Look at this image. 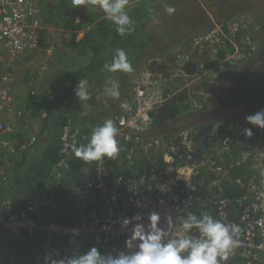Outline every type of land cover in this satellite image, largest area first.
I'll return each mask as SVG.
<instances>
[{
    "label": "built area",
    "instance_id": "obj_1",
    "mask_svg": "<svg viewBox=\"0 0 264 264\" xmlns=\"http://www.w3.org/2000/svg\"><path fill=\"white\" fill-rule=\"evenodd\" d=\"M38 1L0 0V231H4L11 239L41 233V247L46 254L37 256V260L43 256V264H48V258L58 260L78 254L82 238L87 236H91L94 244L101 249H107L114 243L117 250L127 251L125 241L130 237L131 228L136 222L133 221L132 225L124 228V219L140 215L144 218L143 223L147 225L150 214L156 212L161 216L160 227L167 230V218L171 217L173 231H179L181 220L189 214H194L192 206L201 202V189L207 187L206 190L221 192L224 182L230 180L231 171L245 164L252 171V177L246 185L240 178L236 179L237 183L244 186L241 194L236 196V202L244 206L241 217L238 221L232 220L226 209V198L219 197L214 201V218L226 224H236L241 229L238 237L240 246L229 253L228 260L243 250L242 264L264 262V181H261L262 186L256 182V178H264V130L252 131L253 135L248 136L245 141L244 153L234 156L231 153L233 146L231 147L232 141L229 137H225L219 145L212 144L216 142L208 139L210 143L201 148L200 144L195 142L190 129H179L167 141L161 153L164 165L159 167L155 164L149 173L140 177L120 176L119 181L126 186L124 190L119 187L108 188L106 177L111 158L105 157L97 162L92 173H88L85 185L75 191L72 197H68L65 203L55 202L48 192H44L26 208L16 211L12 209V193L9 188L13 180L12 170L15 167L16 155L18 151L30 148L37 139L35 132L31 131L20 143L13 140L14 131L17 130L13 118L21 120L30 115L15 104V78L12 67L24 55H38L44 50L43 38L39 36L44 27L43 10ZM257 28L254 17L246 14L237 19L216 23L189 43L192 51L186 55V62L191 60V55L195 53L199 61L201 58L202 61L192 73H187L182 68L186 64L184 63L180 67L181 72L185 76L195 77L202 72L216 74L215 71H226L241 64L249 52L256 49L253 32ZM59 33H62L64 38L69 37L67 32ZM240 33L243 34V40L237 38ZM50 45L51 47H47L48 56L53 54L55 47L63 45L61 36H53ZM46 66L45 58L40 68ZM136 93L141 96L144 91L136 89ZM209 94L214 100H219L216 94ZM166 99L167 97H163L161 101H154V109ZM219 107H222V102ZM153 111L149 113V106L147 109L136 105L135 100L126 104L120 118L121 127L117 140L120 149L124 144L128 145L125 156L127 162L141 149L150 153L152 147L160 146V141L154 137L144 142L139 133L150 125ZM73 123L71 118L61 129L62 155L59 164L53 169L57 180L67 175L66 166L72 157V146L77 135L73 130ZM181 148L186 149V154L190 151L202 154L197 153L194 158L190 155L184 157L180 153ZM230 156L233 159L227 162ZM127 162L125 161V165ZM206 174L212 176L207 186L204 183ZM151 184H156L157 194H154ZM97 192L104 195L105 204L101 205L99 210L87 212L88 205ZM73 229L77 231L74 233ZM62 241H65V247L59 245Z\"/></svg>",
    "mask_w": 264,
    "mask_h": 264
},
{
    "label": "trees",
    "instance_id": "obj_2",
    "mask_svg": "<svg viewBox=\"0 0 264 264\" xmlns=\"http://www.w3.org/2000/svg\"><path fill=\"white\" fill-rule=\"evenodd\" d=\"M136 1L138 0H129L127 7L128 14L134 21V30L121 36L116 31V25L106 15H102L99 12L98 5L92 6L85 0L84 4L86 7L84 8L81 5H74L73 0H39V4L43 10L44 21V27L39 36L43 39L58 24L68 26L72 30H79L81 28L85 29V24H87L86 20L90 17L92 21L97 19V16L100 17H98L99 19L87 29L86 33L78 41H75L76 32L73 31L72 33L74 38L72 40L74 41L75 47L87 52L86 56L88 58L86 61L76 65L74 70H71L69 73L68 80L66 82L64 81L63 84H48L50 89L49 95L43 97L37 96L39 99L32 95L28 96L26 110L32 117L28 121V124H31L35 119L37 123H33L36 126L38 124L37 127L39 128L38 132L35 131L37 139L31 147L23 151H18L16 155L15 167L12 170L13 194L11 195V206L13 210L16 211L26 208L30 203L38 200L44 192H48L49 196L55 202L60 204L65 203L68 197H72L75 191L85 185L88 179V173L94 171L98 161L84 162L72 153V157L66 166L69 179L61 177L60 180H57L53 174V169L59 164L62 155V142L60 139L62 127L72 118L74 122L73 130L77 132L75 140L77 146L79 144H86L89 141L92 130L101 125L106 119H112L119 129L121 127L120 118L126 109V106L121 107V105H126L129 102L131 79L135 69L141 64V60L146 55L149 53L151 55L155 54L158 52V47L167 45V41L173 39L172 27L175 21L174 17L170 18L171 23L167 24L162 31H157L150 27L149 22L153 19L158 9H164L166 6L175 4L179 0H155L151 4L149 1L148 3L142 1L132 6ZM238 4H240L238 6L240 7L243 4L242 0H239ZM225 9L230 12L229 6ZM229 12L227 19H237L245 14L229 16ZM177 13L178 16L183 14L182 11ZM231 13H233V10ZM246 15L253 16L256 23L257 21H264V16ZM258 23L257 26L259 28L261 22ZM189 25L190 23H187L186 20V26L189 27ZM179 32L180 29H177L176 33ZM52 37L53 34L50 33V41ZM242 37L243 34L240 33L237 38L238 40H243ZM117 49H123L126 52L127 59L133 69L132 72L117 71L115 73H109L104 70V65L112 62ZM253 53V51H250L246 60L251 59L254 55ZM246 60L243 61L245 62ZM201 61L202 58L199 61L196 53L192 54L191 60L186 62L182 68L187 73H192ZM45 68H42V71L39 70V73H42ZM108 77L119 82L120 97L118 99L103 95ZM80 79L87 80L89 85L90 98L84 102L79 101L75 94V89ZM251 95L248 104L255 105L254 101L259 102L257 100L258 95ZM165 97L167 99L163 104L151 113L153 118L150 125L144 131H139L144 142L154 137L160 141V146L152 147L150 153L149 151L147 153L143 152L141 149L139 152L133 154L132 160L127 162L125 156L128 151V145L124 144L118 156L110 159L108 163L106 184L109 189H116V187L125 189L126 186L118 179L120 176L122 178L140 177L145 173H149L155 164L159 167L164 165L161 153L167 141L178 131L170 132L167 131V128L171 125L172 121L177 120L181 116V108L188 107L187 104L185 105V100L188 99L189 95L187 94V89H178L176 91H167ZM240 103L245 102L242 100ZM181 105L182 107L180 108ZM232 113H234L232 109L225 110L223 115L210 118L208 117L209 115L206 117L196 116L197 113L194 112L191 115L185 116L183 122L187 124L183 128L191 130L195 142L200 144L201 148H204L206 144L208 145L210 143L208 139L216 142L212 144L219 145L220 141L225 139V137H229L232 141L231 147L233 146V150L231 151L232 155L240 156L246 150L245 141L248 139V136L245 134V129L250 128L252 131L264 129L254 126L248 121L234 119L232 118ZM186 118L188 121H185ZM31 131H33V124L28 129L29 133ZM28 132L24 133L23 130L20 131L18 129L14 131L13 140L15 143H20L23 139H26ZM84 135L85 138H83ZM180 153L184 157L190 155L193 158L195 155H198L197 153L202 154L201 152L194 151L186 154L187 151L184 148L180 149ZM232 159L230 156L227 162ZM125 161L127 162L126 165ZM251 172L247 165L242 164L231 171L230 180L224 182L221 192L218 190H206L207 187L201 189V202H198L191 208L194 214L200 216L203 213H208L216 217V205L214 201L222 197L227 200L228 206L226 209L231 216L230 218L238 221L242 215L244 206H240L236 202V196L241 194L244 186L237 183L236 179L240 178L246 185L252 177ZM211 180V174H206L204 178L206 186ZM261 181H264V178H256V182L262 186ZM151 185L154 194H157L156 184ZM103 199L104 195L97 192L89 203L87 212L93 209L99 210L98 208L105 204ZM82 240L79 254L86 253L93 246L97 247L102 254L117 250V246L111 243V241V245L107 249H101L98 245L94 244L91 236L83 237ZM42 242L41 233L33 236L27 234V236L22 238L11 239L4 231H0V264H43V256H45L46 252L41 247ZM59 245L65 247V241H62ZM241 251L243 250L237 252L233 259L227 260L224 264H242ZM40 255H43V259H40L41 261L37 260V256ZM259 264H264V262H260Z\"/></svg>",
    "mask_w": 264,
    "mask_h": 264
},
{
    "label": "rangeland",
    "instance_id": "obj_3",
    "mask_svg": "<svg viewBox=\"0 0 264 264\" xmlns=\"http://www.w3.org/2000/svg\"><path fill=\"white\" fill-rule=\"evenodd\" d=\"M86 1L93 6L90 0ZM142 1H146L147 3L149 1L151 4L155 0H138L134 2L132 6ZM238 1L239 0H179L175 4L166 6L174 8L175 11L171 15L166 12L165 7L164 9H158L153 19L150 20V27L157 31H162L167 24L171 23L170 18L174 17L175 21L173 22L172 27L173 39L168 40L167 45L158 47V52L155 54L151 55V53H149L141 60V64L137 66L131 79L132 83L130 87L129 101L135 100L136 105H142L147 107V109L149 106L150 113V111L155 110L154 107L156 104L154 101H161L167 91H174L178 88L187 89L189 97L185 100V105L187 104L188 107L185 108L182 107V105L180 106V108L182 107L181 116H179L177 120L171 122L167 131L172 132L183 129L185 124H187L183 122L186 115H191L200 109L204 110L219 107L222 101L220 99L214 100L209 94L212 93V91L217 95L216 91L220 87L231 86L237 88L247 85L252 87L255 79H258V77L261 76L262 78L264 77V35L262 32L258 34L261 35V45L258 47L257 40L253 57L232 69L222 72L215 71L216 74L212 72H202L195 77L185 76L180 70L181 65L186 63V55L192 51L189 43L192 42L194 37L210 29L216 23H221L227 19L229 10L225 8H228V6L230 12L233 10V13L230 14L229 12V16H238L242 13L256 16L259 15V17L264 16V0H242L243 4L240 7H238L240 5L238 4ZM81 6L84 8L86 7L85 4H82ZM98 10L102 15H105L100 7H98ZM180 11H182L183 14L178 16L177 12ZM186 20L187 23H190L189 27L186 26ZM258 22H261L259 25V28L261 27V29L258 30L264 31V22L257 21V24H259ZM61 26L64 27L63 25ZM177 29H180L179 33H176ZM54 30L57 29L53 28L50 32ZM86 31L87 30L84 28L75 30V39L81 38ZM49 34L50 33H48V35ZM48 35L43 39V53H47V47H51L49 40L50 35ZM59 36H61L63 40V45L53 49V54H56V58L52 59L51 56L48 58L47 66L42 73H39V71L36 70L38 65L40 67L43 59H45L44 57L39 56V54L38 56L34 55V57L33 55L29 57L25 55L23 56L26 57L25 60L21 57V59L14 63L12 69L15 80L17 81V84L21 83V86L18 88L22 87V92L20 93L18 91L20 93L19 98L25 94L35 97L39 90H41V97L49 95L48 93L50 92V89L48 84L57 83L56 81L62 82L64 80L66 82L68 80V72L71 71L72 67L82 62L84 63L88 58L86 56V51L75 48L73 40L69 41L70 38L74 39L71 37L73 35L64 38L62 33H60ZM57 49L60 50L57 51ZM22 60L24 61L22 62ZM25 61H27L28 67L26 65H21V63H24ZM39 70L42 71V68H39ZM40 75L44 79L41 84L44 82L45 84L40 85L41 87H39V89L38 82L39 80H43L39 77ZM20 76L23 78L21 79ZM35 77L36 81H33ZM136 89L142 90L144 93L139 96L136 93ZM251 96V94L247 95L243 99L245 103H238L236 106L233 105L228 108V110L232 109L234 112L231 114L232 118L247 121L246 117L264 110V103L260 101H254L255 105L248 104ZM217 97L219 98V95ZM37 98L39 99V97ZM198 105H200V107ZM26 113L28 114L29 112L26 110ZM13 119L17 125L16 128H18L19 123L24 122V120H27L28 118L26 116L25 118H21V120H18L19 118ZM24 123L26 124V131H28L29 127H27V125L31 126L32 124H28V121ZM34 123H37L36 120H34ZM34 126L35 125L33 124V127ZM161 130L163 131V129ZM68 177L69 175H66L64 178L69 179Z\"/></svg>",
    "mask_w": 264,
    "mask_h": 264
},
{
    "label": "clouds",
    "instance_id": "obj_4",
    "mask_svg": "<svg viewBox=\"0 0 264 264\" xmlns=\"http://www.w3.org/2000/svg\"><path fill=\"white\" fill-rule=\"evenodd\" d=\"M84 2L85 0H73L74 5H82ZM90 2L103 10L106 17L116 25L119 35L124 36L134 30V21L127 11L129 0H90ZM165 10L169 15L175 11L170 6ZM104 70L109 73L133 71L123 49L116 50L112 62L106 63ZM119 88V82L108 77L103 95L118 99ZM75 94L81 102L90 98L87 80L78 81ZM125 106V104L121 105V107ZM246 119L250 124L264 129V110ZM118 133L119 129L115 122L106 119L92 130L86 144L77 146V142H73V153L84 162L99 161L105 157L113 159L120 152ZM245 134L249 137L253 135L250 128L245 129ZM143 219L142 216L136 215L122 221L124 228L132 225L133 221L136 222L131 228L130 237L125 241L127 251L113 250L102 254L93 246L83 254L78 253L58 260L48 258V264H224L229 259V253L240 246L238 238L240 227L236 224H226L207 213L200 216L187 215L181 220L179 231H173L171 217L167 218L169 223L167 230L160 227L161 216L156 212L150 214L147 225L143 223ZM76 231L73 229L74 233Z\"/></svg>",
    "mask_w": 264,
    "mask_h": 264
},
{
    "label": "crops",
    "instance_id": "obj_5",
    "mask_svg": "<svg viewBox=\"0 0 264 264\" xmlns=\"http://www.w3.org/2000/svg\"><path fill=\"white\" fill-rule=\"evenodd\" d=\"M80 8H81V6H80ZM82 9V8H81ZM98 17H100V16H97V19H95L94 21H92L91 20V17L89 18V19H87L86 21V23L87 24H85V30H87L89 27H91L93 24H94V22L96 21V20H98L99 18ZM264 22V21H263ZM59 25V26H58ZM57 26H55L54 28L55 29H57V30H54V31H51L50 33L51 34H53V36H59L60 35V31H62V32H67V34H68V36H71L72 35V32L73 31H75V30H72V29H70L69 27H66V26H64V27H62L61 25L62 24H58ZM258 29H261V27L260 28H257L256 30H254V37H255V39H256V41L258 40V47H259V45H261V35H258V34H260V32H262V34L264 35V31L263 30H258ZM52 30V29H51ZM50 35V34H49ZM71 37H73V36H71ZM80 38H78V39H75V41H78ZM72 39L70 38V40L69 41H71ZM73 43H74V41H73ZM74 47H75V45H74ZM76 48V47H75ZM47 53H43V51H42V53H40L39 54V56H42V57H44V58H46L47 59V61H48V58H50V56H51V58L52 59H54V58H56V54L54 55V54H52V55H46ZM254 54V53H253ZM31 55H33V57H34V55H36V54H29V55H27L28 57L29 56H31ZM25 56V55H24ZM38 56V55H37ZM22 59H26V57H22ZM51 59V60H52ZM24 60H22V62L24 61ZM51 60H49L50 62H52ZM21 65H26L27 67H28V63H27V61H25L24 63H21ZM74 67H76V66H73L72 67V69L71 70H74ZM39 65H38V68L36 69V70H38L39 71ZM71 72V71H70ZM70 72H68V75H69V73ZM39 77H41L42 79H43V77L40 75ZM14 78H15V76H14ZM20 78L22 79L23 77H21L20 76ZM65 78V77H64ZM33 81H36V77L33 79ZM44 81V79L43 80H39V82H38V88L39 87H41L40 85H44L45 84V82L43 83V84H41L42 82ZM65 81V80H64ZM64 81H62V82H60V81H56L57 83H59L60 85L61 84H63L64 83ZM57 83H54L53 85H57ZM247 85V84H246ZM21 86V83H18L17 84V81L15 80V82H14V92H15V104H16V106L17 107H21V108H23V109H27V103H28V96H29V94H25L24 96L22 95V97H20L19 98V95H20V93L22 92V87L21 88H18V87H20ZM35 86V85H34ZM18 89V90H17ZM40 89V88H39ZM45 89H46V87H45ZM179 89V88H178ZM177 89V90H178ZM20 93H19V92ZM40 91L41 90H39L38 92H37V96H40ZM176 91V90H175ZM50 93V92H49ZM48 93V94H49ZM35 95V94H34ZM51 95H52V93H51ZM37 96H35V97H37ZM21 98H23L24 99V101H23V99H21ZM28 119L27 120H24V122H27V121H29L32 117L31 116H29V117H27ZM35 120V119H34ZM24 122H21V123H19V127L17 128L18 130H19V128H20V131H24V133L25 132H28V131H26V124L24 123ZM34 122V121H33ZM31 123V124H34V123ZM38 126V125H37ZM36 125L33 127V132H38V128L39 127H37ZM27 127H29L30 128V126L29 125H27ZM12 187H13V182L11 181V184H10V188H9V191L13 194V190H12Z\"/></svg>",
    "mask_w": 264,
    "mask_h": 264
},
{
    "label": "flooded vegetation",
    "instance_id": "obj_6",
    "mask_svg": "<svg viewBox=\"0 0 264 264\" xmlns=\"http://www.w3.org/2000/svg\"><path fill=\"white\" fill-rule=\"evenodd\" d=\"M253 82H254V84L251 87L252 90H253L252 94H257L258 95L257 100L262 102V103H264V88H262L264 86V77L263 78H262V76L258 77V79H255ZM231 88H234V87H231V86L220 87L216 91L217 96L219 95V99L222 101V107L230 108L233 105H236V104L240 103L241 100H243L245 98V96H242L240 98H236L235 95L233 96ZM212 93H214V92L212 91ZM225 93H227V94H225ZM216 110H220V107H218V108H214L213 107V108L204 109V110H201V111L204 112V111H216ZM201 111H198L196 113H199ZM221 115H223V114L221 113L218 116L209 115L208 117H210V118L214 117L215 118V117H219ZM185 121H188V119L186 118Z\"/></svg>",
    "mask_w": 264,
    "mask_h": 264
},
{
    "label": "water",
    "instance_id": "obj_7",
    "mask_svg": "<svg viewBox=\"0 0 264 264\" xmlns=\"http://www.w3.org/2000/svg\"><path fill=\"white\" fill-rule=\"evenodd\" d=\"M231 91L233 93V96L235 95L236 98H240L242 96H247L248 94H252L253 90L251 88V86L247 85V86H243V87H237V88H231ZM228 110V108L223 107L220 110H216V111H204V112H200L197 113L196 116H207V115H212V116H218L219 114H223L225 110Z\"/></svg>",
    "mask_w": 264,
    "mask_h": 264
}]
</instances>
